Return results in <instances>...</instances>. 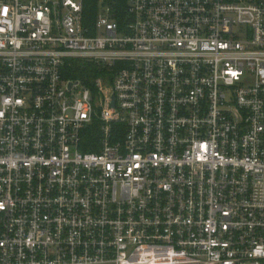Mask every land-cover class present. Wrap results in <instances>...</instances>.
<instances>
[{
	"label": "built area",
	"instance_id": "2783aa9c",
	"mask_svg": "<svg viewBox=\"0 0 264 264\" xmlns=\"http://www.w3.org/2000/svg\"><path fill=\"white\" fill-rule=\"evenodd\" d=\"M82 12L0 0V264H264V0Z\"/></svg>",
	"mask_w": 264,
	"mask_h": 264
},
{
	"label": "trees",
	"instance_id": "16d2710c",
	"mask_svg": "<svg viewBox=\"0 0 264 264\" xmlns=\"http://www.w3.org/2000/svg\"><path fill=\"white\" fill-rule=\"evenodd\" d=\"M128 0H83V25L92 28L96 16L102 7L112 10L113 18L121 23L126 12ZM104 72L97 69L92 63L72 61L66 66L63 78L72 81H81L84 85L93 88V81L103 76ZM99 138L98 122L92 123L82 132V151L92 152L97 150Z\"/></svg>",
	"mask_w": 264,
	"mask_h": 264
},
{
	"label": "water",
	"instance_id": "95a60500",
	"mask_svg": "<svg viewBox=\"0 0 264 264\" xmlns=\"http://www.w3.org/2000/svg\"><path fill=\"white\" fill-rule=\"evenodd\" d=\"M72 87V84L70 83L69 85H68V88L70 89ZM113 105H114V101L112 102V107H113Z\"/></svg>",
	"mask_w": 264,
	"mask_h": 264
}]
</instances>
